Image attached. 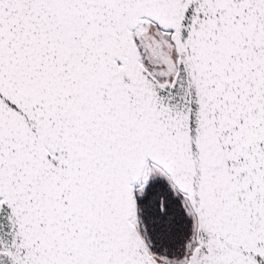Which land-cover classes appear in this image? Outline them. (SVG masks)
<instances>
[{
	"label": "snow or ice",
	"instance_id": "6c2138e0",
	"mask_svg": "<svg viewBox=\"0 0 264 264\" xmlns=\"http://www.w3.org/2000/svg\"><path fill=\"white\" fill-rule=\"evenodd\" d=\"M0 264H264V0H0Z\"/></svg>",
	"mask_w": 264,
	"mask_h": 264
}]
</instances>
